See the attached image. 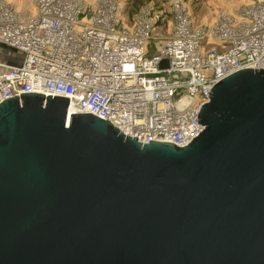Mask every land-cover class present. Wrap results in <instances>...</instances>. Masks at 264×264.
<instances>
[{"label": "water", "instance_id": "95a60500", "mask_svg": "<svg viewBox=\"0 0 264 264\" xmlns=\"http://www.w3.org/2000/svg\"><path fill=\"white\" fill-rule=\"evenodd\" d=\"M207 97L183 148L66 98L2 101L0 264H264V71Z\"/></svg>", "mask_w": 264, "mask_h": 264}, {"label": "built area", "instance_id": "2783aa9c", "mask_svg": "<svg viewBox=\"0 0 264 264\" xmlns=\"http://www.w3.org/2000/svg\"><path fill=\"white\" fill-rule=\"evenodd\" d=\"M167 1L168 11L141 7L127 28L121 0H94L87 15V0H34L27 16L0 0V103L62 97L74 114L107 121L140 144L186 147L205 129L197 116L214 85L240 70L264 71V0L199 26L186 0ZM167 15L169 35L150 54Z\"/></svg>", "mask_w": 264, "mask_h": 264}, {"label": "rangeland", "instance_id": "374dc122", "mask_svg": "<svg viewBox=\"0 0 264 264\" xmlns=\"http://www.w3.org/2000/svg\"><path fill=\"white\" fill-rule=\"evenodd\" d=\"M7 2L14 3L20 11L34 13V0H7ZM253 2L254 0H186V5L193 20L199 26L212 24L221 11L237 15L241 10L251 6ZM93 3L94 0H87L86 15L92 12ZM121 4V23L127 28L131 27L134 16L145 5H152L158 11H168L167 0H121ZM171 23L170 15H167L166 20L157 25L149 43L150 54H153L168 37Z\"/></svg>", "mask_w": 264, "mask_h": 264}, {"label": "crops", "instance_id": "0c3cea01", "mask_svg": "<svg viewBox=\"0 0 264 264\" xmlns=\"http://www.w3.org/2000/svg\"><path fill=\"white\" fill-rule=\"evenodd\" d=\"M12 5L15 7V5H14V3H12ZM16 8V11L18 12V13H20L21 15H23V16H27V15H29V14H31V13H28V12H24V11H20L19 10V8H17V7H15ZM34 14V13H33ZM231 14V13H230ZM2 58H1V56H0V60H1Z\"/></svg>", "mask_w": 264, "mask_h": 264}, {"label": "bare ground", "instance_id": "6f19581e", "mask_svg": "<svg viewBox=\"0 0 264 264\" xmlns=\"http://www.w3.org/2000/svg\"><path fill=\"white\" fill-rule=\"evenodd\" d=\"M73 110L71 108L68 109V116L70 117V115H73Z\"/></svg>", "mask_w": 264, "mask_h": 264}]
</instances>
